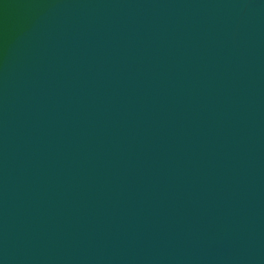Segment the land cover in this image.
<instances>
[{
	"label": "water",
	"instance_id": "water-1",
	"mask_svg": "<svg viewBox=\"0 0 264 264\" xmlns=\"http://www.w3.org/2000/svg\"><path fill=\"white\" fill-rule=\"evenodd\" d=\"M0 264H264V0H0Z\"/></svg>",
	"mask_w": 264,
	"mask_h": 264
}]
</instances>
